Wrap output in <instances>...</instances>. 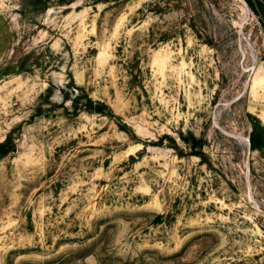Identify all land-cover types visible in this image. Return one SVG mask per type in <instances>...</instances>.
Returning a JSON list of instances; mask_svg holds the SVG:
<instances>
[{"label": "rangeland", "instance_id": "1", "mask_svg": "<svg viewBox=\"0 0 264 264\" xmlns=\"http://www.w3.org/2000/svg\"><path fill=\"white\" fill-rule=\"evenodd\" d=\"M255 118L264 0H0V264H264Z\"/></svg>", "mask_w": 264, "mask_h": 264}, {"label": "trees", "instance_id": "2", "mask_svg": "<svg viewBox=\"0 0 264 264\" xmlns=\"http://www.w3.org/2000/svg\"><path fill=\"white\" fill-rule=\"evenodd\" d=\"M252 122V132L250 134V141L253 148H261L264 147V143L261 144V141L264 140V126L261 124L258 118H255ZM11 136L4 142L0 143V155L8 152L14 144L10 146Z\"/></svg>", "mask_w": 264, "mask_h": 264}]
</instances>
